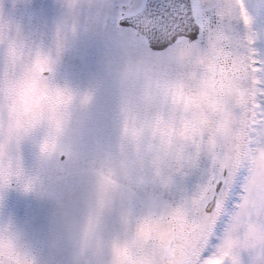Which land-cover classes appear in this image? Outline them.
Wrapping results in <instances>:
<instances>
[{
  "label": "snow or ice",
  "instance_id": "1",
  "mask_svg": "<svg viewBox=\"0 0 264 264\" xmlns=\"http://www.w3.org/2000/svg\"><path fill=\"white\" fill-rule=\"evenodd\" d=\"M113 40L162 65L201 53L202 67L221 66L232 81L215 134L200 135L187 171L157 194V232L174 253L162 264H264V0H0V264H38L11 256L22 241L43 253L53 222L79 212L77 199L33 178L26 145H4L5 126L106 74ZM26 64L36 75L19 81ZM107 182L101 172L104 195Z\"/></svg>",
  "mask_w": 264,
  "mask_h": 264
},
{
  "label": "rangeland",
  "instance_id": "2",
  "mask_svg": "<svg viewBox=\"0 0 264 264\" xmlns=\"http://www.w3.org/2000/svg\"><path fill=\"white\" fill-rule=\"evenodd\" d=\"M61 2L71 6L81 0ZM82 27L90 34L97 31L94 22ZM5 54L20 58L15 49ZM203 59L201 53L184 51L162 65L137 55L125 41L113 40L106 74L66 95L43 116L13 117L16 133L9 144L26 145L33 178L79 204L76 217H61L51 225L44 261L162 264L174 256L167 238L157 232V194L187 171L197 139L215 134L212 119L230 99L221 97L222 80L211 65L201 66ZM35 75L26 64L17 80ZM101 172L108 177L106 195L98 183ZM85 214H91V225L81 217ZM66 222L74 233L63 243L58 235ZM24 246L33 249L22 241L15 252L20 259L30 253Z\"/></svg>",
  "mask_w": 264,
  "mask_h": 264
},
{
  "label": "flooded vegetation",
  "instance_id": "3",
  "mask_svg": "<svg viewBox=\"0 0 264 264\" xmlns=\"http://www.w3.org/2000/svg\"><path fill=\"white\" fill-rule=\"evenodd\" d=\"M215 73H216V77L220 80H222V83H221V97L222 98H230L231 96V91H232V81H231V77H230V74L228 71H226L223 67L221 66H217L215 67ZM224 89V90H223ZM229 100H227L226 104L228 103ZM16 115L18 116L19 115V119L21 117V113L20 114H14L13 117H16ZM16 125L12 123L11 125V128L9 129L7 126H5L4 128V145H8L9 144V141H10V138H14V134L16 133L14 131V127ZM19 126V129L20 130V125L18 124ZM154 261H152L153 263ZM141 264H150V262L148 261H143L141 262Z\"/></svg>",
  "mask_w": 264,
  "mask_h": 264
},
{
  "label": "trees",
  "instance_id": "4",
  "mask_svg": "<svg viewBox=\"0 0 264 264\" xmlns=\"http://www.w3.org/2000/svg\"><path fill=\"white\" fill-rule=\"evenodd\" d=\"M111 121H113V120H111ZM88 216V214H85V215H82L81 217H84V218H88L87 217ZM68 218H69V216H68ZM73 218V217H72ZM85 221H86V219H84ZM79 221H82L81 223H84V221L83 220H80L79 219ZM72 223H73V219H72ZM65 226V227H64ZM63 227H62V230H61V232H60V235H58V237H59V239L61 240V241H63V243H65V241H67V240H65L66 238L65 237H67V235H69L70 233H74V230H73V228L71 227V222H66V224L64 225ZM103 228V227H102ZM71 231V232H70ZM89 234H91V233H89ZM83 235V237H85V235L84 234H82ZM62 245V244H61ZM23 248H25V251H28V249H29V251H30V253H26L25 254V256H28L30 259H35L37 262H38V264H48V262L47 261H44V256H43V254H41V255H39L36 251H34L33 249H30L29 247H23ZM15 256H16V258H14V261L17 259V257H19V256H17V253H15L14 254ZM60 255H64V254H60ZM43 256V257H42ZM48 257V256H47ZM24 258V256H21V259H23ZM43 259V260H42Z\"/></svg>",
  "mask_w": 264,
  "mask_h": 264
}]
</instances>
